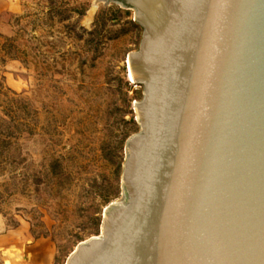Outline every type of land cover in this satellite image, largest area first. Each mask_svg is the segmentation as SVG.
<instances>
[{"label": "water", "instance_id": "obj_1", "mask_svg": "<svg viewBox=\"0 0 264 264\" xmlns=\"http://www.w3.org/2000/svg\"><path fill=\"white\" fill-rule=\"evenodd\" d=\"M104 1L141 28L139 129L65 264H264V0Z\"/></svg>", "mask_w": 264, "mask_h": 264}, {"label": "rangeland", "instance_id": "obj_2", "mask_svg": "<svg viewBox=\"0 0 264 264\" xmlns=\"http://www.w3.org/2000/svg\"><path fill=\"white\" fill-rule=\"evenodd\" d=\"M21 5L11 33L0 34V232L23 223L32 249L20 262L65 264L121 197L142 96L127 55L141 28L132 9L113 1Z\"/></svg>", "mask_w": 264, "mask_h": 264}, {"label": "crops", "instance_id": "obj_3", "mask_svg": "<svg viewBox=\"0 0 264 264\" xmlns=\"http://www.w3.org/2000/svg\"><path fill=\"white\" fill-rule=\"evenodd\" d=\"M21 11V0H0V34L9 35L11 33V18L19 15ZM14 62V60H11L9 63L13 64ZM4 67L1 66V68ZM4 75L5 80L10 84L16 86L21 84L13 77L9 79L6 72ZM30 242L31 236L28 226L23 223L0 232V264H24L19 261V257L23 254V249H32ZM46 258L48 259V257ZM45 264H48V260Z\"/></svg>", "mask_w": 264, "mask_h": 264}, {"label": "bare ground", "instance_id": "obj_4", "mask_svg": "<svg viewBox=\"0 0 264 264\" xmlns=\"http://www.w3.org/2000/svg\"><path fill=\"white\" fill-rule=\"evenodd\" d=\"M129 78L131 79V75H130V73H129Z\"/></svg>", "mask_w": 264, "mask_h": 264}]
</instances>
